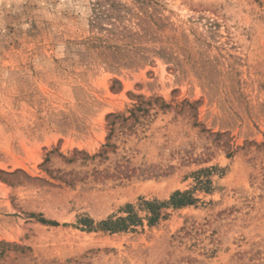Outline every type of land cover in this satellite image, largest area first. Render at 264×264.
<instances>
[{
	"label": "rangeland",
	"instance_id": "374dc122",
	"mask_svg": "<svg viewBox=\"0 0 264 264\" xmlns=\"http://www.w3.org/2000/svg\"><path fill=\"white\" fill-rule=\"evenodd\" d=\"M0 264H264V0H0Z\"/></svg>",
	"mask_w": 264,
	"mask_h": 264
},
{
	"label": "trees",
	"instance_id": "16d2710c",
	"mask_svg": "<svg viewBox=\"0 0 264 264\" xmlns=\"http://www.w3.org/2000/svg\"><path fill=\"white\" fill-rule=\"evenodd\" d=\"M187 196H188V193H181V192H176L172 197H171V200H170V202L171 203H175V202H177L179 199H186L187 198ZM189 197V196H188ZM190 199V198H189ZM189 202H187V203H192V200H188ZM149 205H153V204H149ZM160 205H163V204H160ZM122 221V220H121ZM40 222H42V223H47L45 220H40ZM108 221H106V222H101L100 223V226H102V227H107L108 226ZM56 225V224H55ZM115 230H117V228H115Z\"/></svg>",
	"mask_w": 264,
	"mask_h": 264
}]
</instances>
